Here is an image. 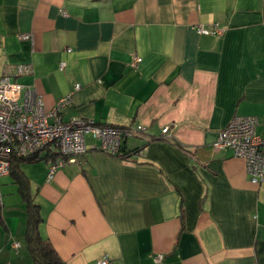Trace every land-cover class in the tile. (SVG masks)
<instances>
[{
	"label": "crops",
	"instance_id": "obj_1",
	"mask_svg": "<svg viewBox=\"0 0 264 264\" xmlns=\"http://www.w3.org/2000/svg\"><path fill=\"white\" fill-rule=\"evenodd\" d=\"M21 65L45 110L72 95L65 121L145 129L126 158L90 150L52 180L49 162L22 166L65 264H264V181L214 148L237 116L264 138V0H0V77ZM0 190V264H34L19 184Z\"/></svg>",
	"mask_w": 264,
	"mask_h": 264
},
{
	"label": "built area",
	"instance_id": "obj_2",
	"mask_svg": "<svg viewBox=\"0 0 264 264\" xmlns=\"http://www.w3.org/2000/svg\"><path fill=\"white\" fill-rule=\"evenodd\" d=\"M201 35L222 36L224 31L215 24L210 29L198 28ZM22 40H31V35H21ZM71 52V50H69ZM141 62L135 58L133 66ZM66 64L61 63V70ZM31 66H15L6 68L0 77V180L10 174L13 155L26 157L34 154H57L54 161L49 162L48 180L54 179L56 172L68 164L79 162V158L90 150H98L118 157L122 151L124 138L134 132L143 133L139 126L135 131L111 126H98L81 118L65 121L63 111L72 104V95L57 102L55 107L47 111L42 99L30 87H25L17 78L32 74ZM76 85L75 90H79ZM257 117H235L221 132L214 144L216 150H232L234 156L246 163L250 182L259 185L264 181V138L257 133L259 126ZM93 134L101 142L99 147L89 146L86 135ZM169 128L163 129V136L168 137ZM2 193L0 190V206ZM14 249L21 247L15 242ZM155 264H165L164 254L154 256ZM97 264H110L104 258Z\"/></svg>",
	"mask_w": 264,
	"mask_h": 264
},
{
	"label": "trees",
	"instance_id": "obj_3",
	"mask_svg": "<svg viewBox=\"0 0 264 264\" xmlns=\"http://www.w3.org/2000/svg\"><path fill=\"white\" fill-rule=\"evenodd\" d=\"M134 153L136 151H133ZM118 157L126 158L131 154L123 152ZM57 154H34L26 157L13 155L11 159L10 175H12L16 182L19 184L20 192L28 205V226L26 232V239L30 251V255L34 260V264H65L60 258L59 254L53 245L41 237L39 226L42 222L40 207L34 202L29 191L28 179L22 172V166L27 164L36 163L39 161H54ZM3 217L0 207V225L2 224Z\"/></svg>",
	"mask_w": 264,
	"mask_h": 264
}]
</instances>
